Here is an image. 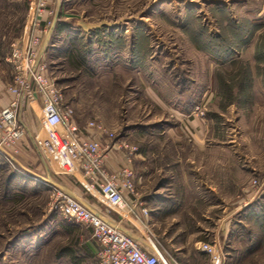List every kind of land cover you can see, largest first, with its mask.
Segmentation results:
<instances>
[{"label":"rangeland","instance_id":"obj_1","mask_svg":"<svg viewBox=\"0 0 264 264\" xmlns=\"http://www.w3.org/2000/svg\"><path fill=\"white\" fill-rule=\"evenodd\" d=\"M33 39L77 124L136 147L129 227L176 264H264V0H0L11 81V44ZM32 105V159L0 149V264H98L90 229L53 204L75 181Z\"/></svg>","mask_w":264,"mask_h":264},{"label":"built area","instance_id":"obj_2","mask_svg":"<svg viewBox=\"0 0 264 264\" xmlns=\"http://www.w3.org/2000/svg\"><path fill=\"white\" fill-rule=\"evenodd\" d=\"M36 42L37 39H33L28 46L15 41L11 44L13 75L9 90L14 97L0 109V149L4 150L2 144L13 143L24 134L25 125L18 110L24 101L36 96L41 100L42 123L49 136L47 144L63 170L72 171L77 167L111 209L141 204L129 155L135 152L136 147L121 140L109 144L113 133L101 119H88L82 126L77 124L73 107L65 101L53 78L46 73L43 61L36 57L33 48ZM101 135L107 141L102 142ZM115 143L117 147L127 148V163L110 170L105 165L104 153ZM52 188L55 195L53 204L62 216L90 229L96 242L94 252L98 264H176L173 257L143 235L130 234L116 223H110L100 212L59 185L53 183ZM142 209L146 213L147 209Z\"/></svg>","mask_w":264,"mask_h":264},{"label":"crops","instance_id":"obj_3","mask_svg":"<svg viewBox=\"0 0 264 264\" xmlns=\"http://www.w3.org/2000/svg\"><path fill=\"white\" fill-rule=\"evenodd\" d=\"M30 12L31 11H28L27 16L30 15ZM23 29H25V28H23ZM11 84L12 83L10 80V73L5 75L4 71L1 70V72H0V109H2L5 105H7L12 100V98L14 97L13 93L9 90V86ZM33 102H37L39 104V107H40L41 100H40V98H38L36 96L29 99L28 101H24V103L22 104V107L26 106L28 108V105H31V107H33V105H32ZM25 111L26 110H23V112H25ZM24 117L26 119L24 122V125H25L24 131H26V134H24L23 136H20V138H18L16 140V142L13 144L12 147L17 149L16 152L18 153L17 154L18 159L22 158V160L25 161L27 159H32V156L27 153L28 152L27 148L29 146V140L31 141V143L34 144L37 139L35 138V141H34V132H36L35 131L36 130L35 124H33L32 126H31V124L29 125V121L27 119L28 116L26 115V112L24 113ZM99 138L102 142L107 141L106 137H104L103 135H101ZM35 146L37 147L38 145L35 143ZM117 148H118L117 144L115 143V144H113V146L110 149L106 150L104 153L105 165L110 170H114L115 168H117L121 164L127 163L124 152L121 151L120 149H117ZM38 150H39V147H38ZM39 153H41L40 150H39ZM25 155H26V157H24ZM34 156H35V154H34ZM55 161L57 162L56 159H55ZM61 172L71 175L73 178V181H75V182L70 181V183H66L67 184L66 187L62 186V185L60 187H62L65 190H68L71 194H74L75 197H77L81 202L86 204L91 209L97 211L98 213L100 212L110 223H113V224L116 223L122 229H124L126 232H128L130 234L133 233L136 236L142 235L140 232L134 230L132 227H129V225H127L126 217L121 212V209H111L106 204L102 195L100 193H98L96 191V189L93 188L89 184L88 179L85 178L84 176H82V174L80 173V170L77 167L74 168L72 171H66V170L62 171L61 170ZM83 193L90 195V197L86 198V199L82 198L81 195ZM97 194H99L100 196ZM100 198H101V202H100ZM98 200H99V204H97ZM133 207H134V205H132L131 207H130V205L129 206L126 205L127 209H132Z\"/></svg>","mask_w":264,"mask_h":264}]
</instances>
